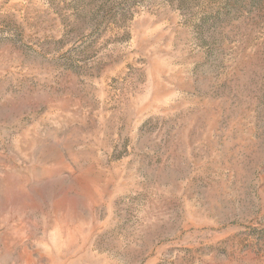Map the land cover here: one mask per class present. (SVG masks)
Masks as SVG:
<instances>
[{"label":"rangeland","instance_id":"obj_1","mask_svg":"<svg viewBox=\"0 0 264 264\" xmlns=\"http://www.w3.org/2000/svg\"><path fill=\"white\" fill-rule=\"evenodd\" d=\"M0 264H264V0H0Z\"/></svg>","mask_w":264,"mask_h":264}]
</instances>
